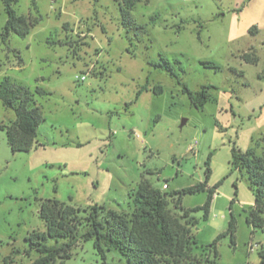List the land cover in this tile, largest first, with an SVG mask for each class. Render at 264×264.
I'll return each mask as SVG.
<instances>
[{"label": "rangeland", "instance_id": "1", "mask_svg": "<svg viewBox=\"0 0 264 264\" xmlns=\"http://www.w3.org/2000/svg\"><path fill=\"white\" fill-rule=\"evenodd\" d=\"M12 7L37 22L25 37L0 39V83L6 77L34 92L43 121L26 152L12 153L0 128V264L37 257L27 238L46 231L41 200L82 215L94 204L128 212L141 180L160 190L167 183V192L192 186L204 181L208 159V186L221 184L207 220L193 214L192 233L199 245L210 244L226 231L231 210L236 231L235 246L222 238L215 262L202 264H257L264 234L246 221L253 191L230 159L233 148L264 150V0H142L130 12L141 30L122 24L118 0H18ZM6 19L0 0V32ZM248 52L256 62L244 60ZM161 58L174 75L154 66ZM209 85L202 107L183 91ZM15 119L0 102V125ZM206 196L186 194L182 207L203 205ZM102 248L78 241L64 264H125Z\"/></svg>", "mask_w": 264, "mask_h": 264}, {"label": "trees", "instance_id": "2", "mask_svg": "<svg viewBox=\"0 0 264 264\" xmlns=\"http://www.w3.org/2000/svg\"><path fill=\"white\" fill-rule=\"evenodd\" d=\"M140 1L142 0H118L122 24L128 29H143L130 16L135 4ZM3 2L7 19L3 31L0 32V39L6 42L11 33L25 37L37 19L17 15L12 6L18 0ZM243 58L250 63L256 62L253 52L245 53ZM203 64L214 67L209 62ZM154 66L166 69L174 75L169 61L164 58ZM210 88V85L202 86L198 92L193 93L184 86L183 91L192 104L202 107L209 99ZM155 92H160V88L157 87ZM35 93L45 92L36 88ZM0 102L16 114V119L9 126L0 125L5 131L11 152L29 151L34 144L38 126L43 121L40 108L34 101V92L5 77L0 83ZM205 164L204 181L182 189L167 192L165 191L167 189L160 190L147 180H141L132 194L133 208L128 212H117L94 204L89 210H83L85 215H82L79 208L56 199L41 200L39 216L45 224L46 231L33 232L27 238L30 249L37 254L30 264H64L71 256V249L81 240H93L94 247L101 253L102 246L117 251L125 258V264L214 263L218 256L217 244L222 238L228 236L232 246H235L236 220L231 210L234 202L232 199L226 231L218 234L208 245H199L192 233L191 227L195 228L198 224L193 214L201 211L203 219L207 220L216 189L221 184L219 181L212 187L208 186L211 176L209 159ZM230 165L232 170L246 174L253 191L254 202L248 211L246 221L254 228L261 229L264 234V217L260 216L264 214V150L258 155L255 148L245 152L233 148ZM204 191L207 192V196L203 205L188 209L182 207L184 195ZM234 193L236 194V191ZM175 211L179 215H176ZM50 240L54 241V244H49ZM197 250L202 252L198 257L194 254L198 252ZM210 253L211 260L207 257ZM258 255L260 260L257 264H264V244L260 247ZM4 261L8 264L6 258Z\"/></svg>", "mask_w": 264, "mask_h": 264}, {"label": "built area", "instance_id": "3", "mask_svg": "<svg viewBox=\"0 0 264 264\" xmlns=\"http://www.w3.org/2000/svg\"><path fill=\"white\" fill-rule=\"evenodd\" d=\"M76 79L79 81H83V80H85V76H81V77L76 76ZM166 188H167V184H163L162 189H166Z\"/></svg>", "mask_w": 264, "mask_h": 264}, {"label": "crops", "instance_id": "4", "mask_svg": "<svg viewBox=\"0 0 264 264\" xmlns=\"http://www.w3.org/2000/svg\"><path fill=\"white\" fill-rule=\"evenodd\" d=\"M164 184H167V183H164ZM166 189H168V185H167V188ZM213 201V200H212ZM212 204V203H211Z\"/></svg>", "mask_w": 264, "mask_h": 264}]
</instances>
